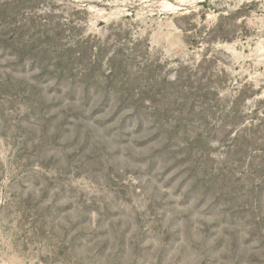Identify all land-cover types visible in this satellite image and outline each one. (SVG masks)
I'll use <instances>...</instances> for the list:
<instances>
[{"label": "rangeland", "instance_id": "1", "mask_svg": "<svg viewBox=\"0 0 264 264\" xmlns=\"http://www.w3.org/2000/svg\"><path fill=\"white\" fill-rule=\"evenodd\" d=\"M0 264H264V0H0Z\"/></svg>", "mask_w": 264, "mask_h": 264}]
</instances>
